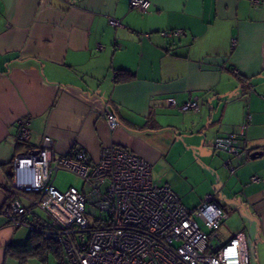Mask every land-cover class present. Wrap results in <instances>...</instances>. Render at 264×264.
I'll list each match as a JSON object with an SVG mask.
<instances>
[{
    "label": "crops",
    "instance_id": "1",
    "mask_svg": "<svg viewBox=\"0 0 264 264\" xmlns=\"http://www.w3.org/2000/svg\"><path fill=\"white\" fill-rule=\"evenodd\" d=\"M195 97L199 110L179 108ZM107 109L120 120L113 131ZM23 119L26 142L16 140ZM230 133L247 157L214 148ZM46 135L55 156L83 149L90 162L119 145L151 176L166 158H203L218 189L208 183L193 206L213 193L235 223L221 237L243 232L249 264H264V0H145L143 11L129 0H0V264H19L14 246L31 234L1 209L18 200L28 218H46L11 170L13 155L36 151Z\"/></svg>",
    "mask_w": 264,
    "mask_h": 264
},
{
    "label": "built area",
    "instance_id": "2",
    "mask_svg": "<svg viewBox=\"0 0 264 264\" xmlns=\"http://www.w3.org/2000/svg\"><path fill=\"white\" fill-rule=\"evenodd\" d=\"M129 5L145 10V0H129ZM109 23L120 25L115 18H109ZM179 108L197 111L200 103L190 98ZM105 120L112 131L120 125L117 114L109 109ZM245 127L246 122L241 129ZM28 138L29 125L23 119L16 140ZM52 144L46 135L36 151L14 154L11 164L14 186L36 192L37 206L46 218H28L31 209L18 200L6 204L1 214L13 226L57 241L67 264H249L243 232L226 240L221 237L226 213L213 193H207L198 205L187 206L170 186L152 179L145 159L124 147L105 146L98 160L90 162L83 149L55 156ZM213 146L237 157L249 154L241 152L234 133L217 137ZM60 169L79 176L87 191L74 186L58 189L53 181Z\"/></svg>",
    "mask_w": 264,
    "mask_h": 264
},
{
    "label": "rangeland",
    "instance_id": "3",
    "mask_svg": "<svg viewBox=\"0 0 264 264\" xmlns=\"http://www.w3.org/2000/svg\"><path fill=\"white\" fill-rule=\"evenodd\" d=\"M203 165L210 167L203 158H166L155 166L152 179L158 182L159 178L157 179V177H155V173L157 176L161 177H165L167 173L168 177L178 179V186L174 188V191L179 195L184 205L193 206L195 205L194 202L197 194L201 189L205 188L208 183H211V189L208 192L218 189V184H216V182L215 184L210 182L212 181L210 180L212 172L208 169L209 172ZM54 183L57 184L61 190H65L70 185H75L78 188L81 187V191H87V187L82 179L75 173L65 169H60L56 173ZM234 226L235 223L226 217L221 222L220 229H222L224 234L228 237L232 235L230 229ZM16 260L19 264H59V258L52 252H43L39 255H26L25 258H17ZM62 264H67L65 259H63Z\"/></svg>",
    "mask_w": 264,
    "mask_h": 264
},
{
    "label": "trees",
    "instance_id": "4",
    "mask_svg": "<svg viewBox=\"0 0 264 264\" xmlns=\"http://www.w3.org/2000/svg\"><path fill=\"white\" fill-rule=\"evenodd\" d=\"M14 251L18 255V258H25L26 255H39L43 252H52L59 258V264L63 263V251L60 244L46 237L40 232L31 230V234L26 242L15 245Z\"/></svg>",
    "mask_w": 264,
    "mask_h": 264
},
{
    "label": "water",
    "instance_id": "5",
    "mask_svg": "<svg viewBox=\"0 0 264 264\" xmlns=\"http://www.w3.org/2000/svg\"><path fill=\"white\" fill-rule=\"evenodd\" d=\"M260 152L259 151H254L250 154V157H255L256 155H258Z\"/></svg>",
    "mask_w": 264,
    "mask_h": 264
}]
</instances>
